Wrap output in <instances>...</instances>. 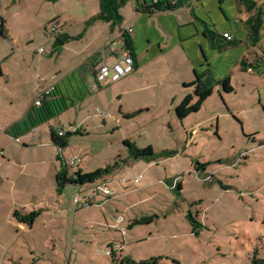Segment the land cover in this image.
<instances>
[{"label": "rangeland", "instance_id": "1", "mask_svg": "<svg viewBox=\"0 0 264 264\" xmlns=\"http://www.w3.org/2000/svg\"><path fill=\"white\" fill-rule=\"evenodd\" d=\"M1 4L4 6L6 0H1ZM47 4L43 0H26L21 4L36 11L31 15L38 17L33 18L36 22L27 30L18 19L14 20L13 27L21 41L25 44L26 39L32 40L26 44L27 51L34 55L41 54L39 47L48 50L52 39L41 23L45 10L47 13L54 10L52 3ZM258 4L264 8V0H258ZM86 7L80 4L75 8L71 0H63L62 4L63 10L78 9L80 15ZM193 7L201 15L207 9L209 19L219 29L246 17L236 12L235 0L222 4L224 12L218 0L196 2ZM183 10L182 15L189 16L188 9ZM82 27L83 23L75 19L71 29L77 32ZM240 30L238 35L243 40ZM243 55L257 67L242 71ZM207 58L213 76L222 79L229 75L234 91L225 92L217 84L200 109L186 119L178 118L175 104H147L150 111L127 117V113L119 112L121 104L115 101L107 104L104 100L102 104H89L92 117L83 125L86 132L71 134L63 150L49 144L24 149L18 143L19 162L25 163V175L18 176L14 168L9 175L13 179L10 183L0 175V242L6 246H0V264L32 261L24 248L27 242L14 232L8 218L12 205L18 211L21 207L44 208L47 215H64L65 222H47L46 228L43 221L47 215L38 216L28 238L37 242L35 254L41 257L39 264H117L106 254L111 249L116 252L122 249L121 254L139 261L160 256L164 264H249L255 249L264 258V34L249 50L242 44L228 51L211 50ZM181 70H187L186 66L178 71ZM4 81L0 77L1 121L24 104L25 96L12 92ZM174 94L178 103L185 95L176 90ZM76 110L73 106L66 118L74 119ZM57 117L53 118L55 126ZM47 126L39 129L47 131ZM125 138L139 148L152 146L156 158L146 162L131 157L123 144ZM166 149L173 154L163 155L161 151ZM58 156L66 160L69 175H74L79 167L84 172L110 167L104 178L113 194L108 196L99 191L89 207H81L79 202L77 213L74 209L77 197L82 200L83 194H91L90 183L82 186L79 194L78 186L68 183L61 198L50 199L48 196L59 193L52 177L61 161ZM73 156L81 159L80 166L69 164ZM196 161L206 163L205 171L195 169ZM138 175L142 178L134 184ZM40 196L45 203L37 206L28 203ZM47 205L49 208L45 209ZM152 215L150 223L132 224L129 228L133 219ZM50 224L65 233L54 237L49 233ZM5 232L13 234L20 246ZM56 239L59 245L53 247ZM11 257L18 262H12Z\"/></svg>", "mask_w": 264, "mask_h": 264}, {"label": "crops", "instance_id": "2", "mask_svg": "<svg viewBox=\"0 0 264 264\" xmlns=\"http://www.w3.org/2000/svg\"><path fill=\"white\" fill-rule=\"evenodd\" d=\"M25 1L6 0V4L3 6L0 0V77L5 79L4 85L11 87L12 92H22L25 95L23 97L24 104H20L18 110L13 112L12 116L0 120V175L3 181L7 183L13 180L10 179L9 175L15 171L14 168H16L18 176L26 173L25 163L19 162L18 156L21 153L18 143H21L24 149L30 147L41 148L47 146V144L56 147L51 142L50 131L51 129L58 131L62 125H66L70 131L78 130L85 133L87 129L83 125L86 120L92 117L88 110L89 104H102L104 100L107 104H113L115 101L117 104H121L119 112L122 115L141 110L138 113L139 115L150 111L151 107L147 104L158 102L176 105L178 102L176 101L177 95L174 94L175 90L182 96L190 92L192 88L184 87L183 83L192 81L195 71L202 72L208 67L210 68L211 64L207 54H210L211 50L216 51L210 47L208 40L202 33L200 23L193 17L190 9H193L198 17L204 19L219 32H230L241 39L242 37L238 35L239 27H241L242 30L240 31L243 38L246 36V30L242 22L237 19L233 26L229 24L219 29L209 19L207 9L203 10V15L197 13L193 5L204 0H196L191 5L184 4L174 10L159 11L152 14L139 12L135 8L133 0H128L120 8L121 22L115 24L101 19L89 21L99 12V0H95L94 5L91 4L90 0H71V5L75 8L80 4L87 6L83 8L85 13L82 15L77 14L78 9L75 12L72 10L67 11V9L63 10V0H43V3H48L47 5H50V3L54 5V10H49V14L45 10L44 19L41 22L44 30L49 33L52 39L48 50L44 49L41 54L34 55L27 51L28 44H26L32 42V40L26 39L24 44V41H21L16 29L13 27L15 25L14 20L18 19L19 23L21 22L27 30L28 26L36 22L34 19L38 18L31 15L36 11L34 12L30 7H21V4ZM183 9H188L189 16L182 15ZM75 19L83 23V27L77 32H73L71 29ZM52 23L57 27L55 35L51 34L49 30ZM2 26H4V33H2ZM235 27L237 31H234ZM123 31H127L132 39L133 71L115 82L104 81L99 83L96 81L95 74L100 63L113 64L125 53L130 55L125 45ZM63 36H68L70 39L58 45L56 37L62 39ZM85 40L86 43H84ZM243 47L249 50L245 44H243ZM235 48L238 47L228 50ZM3 64L6 66L5 69ZM185 66L187 70L178 71L185 68ZM51 85H56L67 98L68 108L57 117L58 124L55 126V120L51 119L48 123L31 128L18 137L10 135L8 129L11 124L24 120L27 111L38 95ZM124 104L134 105L125 107ZM73 106L77 108L76 117L74 119L69 116L66 118L65 115L69 114L68 111ZM65 118L67 120H64ZM102 121L104 123L105 118ZM45 124L48 125V130H40L39 128ZM194 133H196L195 128L192 129V134ZM37 141L39 144L36 143ZM59 169L60 164L52 172L55 185V174ZM105 182H107L105 178L100 181L102 185L108 187ZM133 183L138 184L134 181ZM62 190H57L59 195L53 194L48 197L50 199L54 196L61 198L63 196ZM78 198L79 196L74 206L76 213L79 202L81 207H89L93 204L92 202L96 199V196L90 201L92 204L85 203L89 201L87 193L83 194L82 200L79 199L81 201ZM17 202L21 203L22 201ZM42 202L45 203V199L40 196L38 200L35 199L28 203L37 206ZM11 208V214L8 215V218H10L14 232H17L19 236H23V240L27 242L24 244V248L29 251L32 257L31 264H39L41 257L35 254L38 250L37 242L29 239L28 236L32 234L38 216L47 215V211L40 208V214L32 225H29L18 221L14 217L15 205H12ZM46 208H49L48 205ZM19 211L27 212L30 210L21 207ZM44 220L43 225L45 228L47 222H65L62 214L57 216L49 214ZM52 224L48 227L51 228L49 233L54 237L57 236L56 238H58V236L65 233L63 229L58 231ZM5 234L11 238L13 243L16 242L15 239L17 238L13 234L9 235L7 232ZM32 242H36V244L33 245ZM60 242L62 243L61 240ZM16 243L20 246L19 241ZM58 245L59 242L56 239L53 247ZM0 246L6 248L5 243L0 242ZM120 250L117 251L118 254L121 253ZM11 260L15 263L18 262L14 257H11Z\"/></svg>", "mask_w": 264, "mask_h": 264}, {"label": "trees", "instance_id": "3", "mask_svg": "<svg viewBox=\"0 0 264 264\" xmlns=\"http://www.w3.org/2000/svg\"><path fill=\"white\" fill-rule=\"evenodd\" d=\"M128 0H99V12L92 17L89 21L95 19H101L104 21H109L112 24L119 23L122 20L120 13V8L125 5ZM196 0H133L135 8L139 12H144L152 14L159 11L174 10L181 7L184 4L191 5L192 2ZM225 0H218L219 8L223 11L222 4ZM236 12L239 14H246L244 19H241L242 24L246 30V36L244 40L234 36L230 32L229 37L224 36V32H219L215 28L211 27L204 19L198 17L193 9L191 11L193 17L200 23L202 27V33L208 40V43L212 49L218 52L226 51L230 48L239 47L245 44L246 48L256 46L264 34V8L262 5L258 4V0H235ZM3 25V24H2ZM2 33H4V26H2ZM123 37L125 41L126 48L129 50L130 55L133 56V43L132 39L127 31H123ZM70 37L63 36L56 37V42L58 45L65 43ZM254 63L250 62L245 55L240 59V69L242 71H248L249 69H255ZM217 84H221L223 91L232 92L234 88L231 84V78L226 75L222 79H216L211 69L208 67L202 72L195 71L194 79L189 83H183L184 87H191L190 92L185 93L181 102L175 105V112L179 119H184L192 113L198 111L203 105L204 101L209 97ZM40 104L33 105L29 108L26 113V118L22 121H16L11 124L8 129V133L13 137H18L28 132L31 128L37 127L44 123H48L51 119L59 116L63 111L68 108L67 98L61 93L56 85H52V89L48 94L43 91L39 94ZM139 111L128 113L127 117H133L137 115ZM73 133H81L78 130L66 131L63 135H59L58 131L51 129V142L57 146L60 150L65 149L68 145L69 136ZM124 146L127 148L129 155L133 158H142L146 162H151L156 158V154L152 146L145 148H139L136 143L128 138L123 140ZM163 155L170 156L173 154L172 150H162ZM60 161V169L55 174L56 188L61 191L66 187V184L73 183L78 186V191L83 190L84 185L90 183V188H93V196L89 197V201L86 204H92L90 201L97 196L99 190L96 189L98 185H102L97 179L103 178L107 172L110 171V167L98 168L93 172H84L81 167L74 173V175H69L67 169V162L62 156H58ZM77 166H80L78 164ZM206 163L196 161L195 169L204 170ZM102 181V180H101ZM97 182V183H95ZM95 183V184H94ZM177 187L181 189V184L178 183ZM111 196V195H108ZM40 209H33L30 211H18L13 212L14 217L18 221L25 222L32 225L34 220L40 214ZM153 220L152 216H143L140 219H133L132 224L138 223H150ZM107 252V251H106ZM107 254V253H106ZM112 261L117 264H164L160 262V256H151L150 258L143 260H135L130 255L117 253L116 251L110 250ZM173 262H177L172 259ZM249 264H264V258L258 256V251L255 249L249 258Z\"/></svg>", "mask_w": 264, "mask_h": 264}, {"label": "built area", "instance_id": "4", "mask_svg": "<svg viewBox=\"0 0 264 264\" xmlns=\"http://www.w3.org/2000/svg\"><path fill=\"white\" fill-rule=\"evenodd\" d=\"M49 30H50L51 34L55 35L57 32L56 25L52 23L49 26ZM224 36L229 37L230 34L228 32H224ZM43 50L44 49L42 47L39 49V51H43ZM133 68H134V64H133L132 56L129 55L128 53H125L122 57H120L113 64H107L105 62L100 63L99 66L97 67L95 78H96V81L99 83L104 82V81L115 82V81L119 80L120 78H122L123 76L131 73L133 71ZM51 89H52V85L47 87L46 89H44L43 92L45 94H48ZM34 103L37 105L40 104V96L39 95L36 98V100L34 101ZM99 112H101V111L99 110ZM105 113L109 114V112H107V111ZM68 130H69V128L66 125H62L59 128L58 133H59V135H63ZM80 163H81V159L77 156H73L69 160L70 165H78ZM141 178H142V176L138 175L134 178L133 181L135 183H138L141 180ZM96 189H98L100 192H102L103 194H106V195H112L113 194V190H111L110 188H108L104 185H98L96 187ZM93 195L94 194L92 192L89 195V197H92ZM106 253L110 254V250L107 251Z\"/></svg>", "mask_w": 264, "mask_h": 264}]
</instances>
